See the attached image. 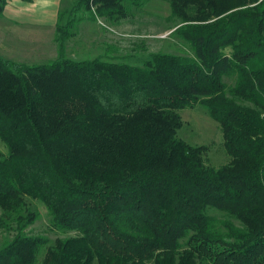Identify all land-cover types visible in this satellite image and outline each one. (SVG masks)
<instances>
[{
	"label": "trees",
	"instance_id": "1",
	"mask_svg": "<svg viewBox=\"0 0 264 264\" xmlns=\"http://www.w3.org/2000/svg\"><path fill=\"white\" fill-rule=\"evenodd\" d=\"M151 1L77 0L59 15L56 60L0 55V231L13 233L0 264H264V0H164L193 57H67L85 13L116 21ZM196 106L228 164L178 137ZM26 198L74 235H29Z\"/></svg>",
	"mask_w": 264,
	"mask_h": 264
},
{
	"label": "rangeland",
	"instance_id": "2",
	"mask_svg": "<svg viewBox=\"0 0 264 264\" xmlns=\"http://www.w3.org/2000/svg\"><path fill=\"white\" fill-rule=\"evenodd\" d=\"M130 10L131 15L116 21H110L104 17L97 18V21H94L96 25L91 29L82 28L87 20L80 19L85 15L88 17L89 13L78 14L76 18L80 19L81 25H77V34L72 42L75 41L67 46L69 54L66 55L77 61L93 60L98 57L106 59L107 52L111 50L110 55L117 58L115 61L133 64H141L140 61L148 58L147 54L157 52L194 56L189 45L174 35V31L181 22L171 17L168 1L153 0L139 8L132 7ZM68 14L65 15L64 21L68 18ZM20 61L29 65L53 62L48 57L20 59ZM226 81L228 84H233L231 79L227 78ZM180 115L183 126L178 131V137L190 145L207 147L203 155L207 166L219 168L230 162L231 158L223 146L220 125L202 106L182 110ZM0 150L4 153L7 151L1 139ZM25 201L27 209L38 215L33 224L27 228L29 235L46 237L50 242H54L57 238L74 235V233L64 234L54 229L49 211L41 201L32 198H26ZM1 213L0 211V216ZM210 214L222 219L225 217L223 213L216 210H210ZM12 237V232L0 231V245ZM43 255L44 251L39 258L42 259Z\"/></svg>",
	"mask_w": 264,
	"mask_h": 264
},
{
	"label": "crops",
	"instance_id": "3",
	"mask_svg": "<svg viewBox=\"0 0 264 264\" xmlns=\"http://www.w3.org/2000/svg\"><path fill=\"white\" fill-rule=\"evenodd\" d=\"M76 1L7 0L4 12L0 16V55L11 61H18L17 63H24L20 59L36 57L56 60L58 45L55 42V34L59 15L71 10ZM84 20H87L83 23L84 29H91L96 25L94 21ZM72 40L73 38L67 42V55L69 54L67 46ZM22 53L24 55H20Z\"/></svg>",
	"mask_w": 264,
	"mask_h": 264
}]
</instances>
